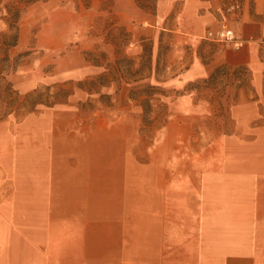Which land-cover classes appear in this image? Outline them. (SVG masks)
<instances>
[{"label": "rangeland", "instance_id": "1", "mask_svg": "<svg viewBox=\"0 0 264 264\" xmlns=\"http://www.w3.org/2000/svg\"><path fill=\"white\" fill-rule=\"evenodd\" d=\"M231 5L241 15L251 0H0L5 78L23 103L53 100L0 119V165L40 167L36 194L59 211L95 208L104 194L144 203L156 176L187 211L263 192L264 94L249 96L246 76L221 67L244 43ZM222 23L242 45L204 36ZM149 84L145 135L137 90ZM16 181L0 170V193H16Z\"/></svg>", "mask_w": 264, "mask_h": 264}, {"label": "crops", "instance_id": "2", "mask_svg": "<svg viewBox=\"0 0 264 264\" xmlns=\"http://www.w3.org/2000/svg\"><path fill=\"white\" fill-rule=\"evenodd\" d=\"M237 19L244 43L225 64L245 67L249 96L264 94V0H251ZM39 168L0 165L17 179L16 193H0V264H264L261 188L224 209L187 211L156 176L144 203L118 195L109 203L104 194L95 208L59 211L42 207Z\"/></svg>", "mask_w": 264, "mask_h": 264}, {"label": "trees", "instance_id": "3", "mask_svg": "<svg viewBox=\"0 0 264 264\" xmlns=\"http://www.w3.org/2000/svg\"><path fill=\"white\" fill-rule=\"evenodd\" d=\"M34 1H38V0H24L25 4H29V3H32ZM42 1H45V0H42ZM10 7L12 8L11 9V16L14 18V23H16L21 9L19 8V6L13 5V3L9 4V8ZM12 24L13 23H10V25L14 26V28H15V31L12 35V40L8 41V42L1 41L2 44H6L8 47H10L11 45H15L17 42V39H18L17 26L12 25ZM5 59H6L7 63L4 65L11 66V62H10L9 58H5ZM221 67H229V66L227 64H223ZM2 68H4V67H0V119L3 118L4 116H6L7 114L11 113V112L17 111L20 107H23V106H28V108L32 109L38 103H44L46 105H50L52 103L53 100L49 99V97H50L49 95H47L46 97H42V96H40V94L35 95L32 93L27 94L25 96V102L26 103H23L21 100L18 99V94L15 91V89L12 87V83L5 78V76L8 75V72L3 73ZM217 69L218 68H216V70ZM235 69H237V71L240 72V75H241L237 79L240 80V78H241V80H243L244 75L246 76L245 67L239 66V67H236ZM213 74H214V72H212L210 74V76H212ZM103 79H104L103 75H101V77H99L98 82H100V83L103 82ZM155 90H156V88H155V85H153V84H149V85L137 90L139 94H143V96H145V97L139 99L140 100L139 103L142 105V120L141 121L143 123V126H142L141 130L143 131V133L145 135H147L148 132H150L152 125H153V123H152L153 119H151L149 117V114L151 112L150 99H151V95L153 94V92ZM60 91L61 92L63 91L62 97L67 92V90H64V89H60L59 92ZM131 97L133 99L137 98L136 95H133Z\"/></svg>", "mask_w": 264, "mask_h": 264}, {"label": "built area", "instance_id": "4", "mask_svg": "<svg viewBox=\"0 0 264 264\" xmlns=\"http://www.w3.org/2000/svg\"><path fill=\"white\" fill-rule=\"evenodd\" d=\"M230 9L233 15H235L236 17L239 16L235 5H231ZM204 36L212 41L224 42L235 48L242 45V40L240 38H237L234 30L228 27L225 23H222L215 29H209Z\"/></svg>", "mask_w": 264, "mask_h": 264}]
</instances>
